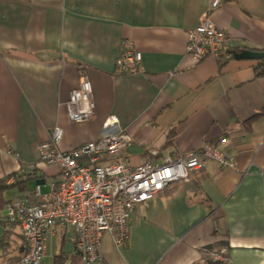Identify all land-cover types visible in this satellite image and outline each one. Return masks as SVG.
Listing matches in <instances>:
<instances>
[{
  "label": "crops",
  "instance_id": "0c3cea01",
  "mask_svg": "<svg viewBox=\"0 0 264 264\" xmlns=\"http://www.w3.org/2000/svg\"><path fill=\"white\" fill-rule=\"evenodd\" d=\"M218 1L0 0V264L24 249L9 205L35 200L37 185L48 190L59 178L56 165L39 160L38 144L55 126L63 151L95 140L110 115L131 136L116 161L158 162L214 143L236 168L206 160L136 208L124 247L103 236L107 264H209V253L220 250L227 264H264V114L255 115L264 108V74L258 60L233 55L264 49V0ZM204 14L230 42L195 62L187 32ZM124 38L142 59L140 69L120 74ZM82 73L92 83L95 112L77 123L65 102ZM70 234L60 227L48 237L41 264L63 253L62 264H81Z\"/></svg>",
  "mask_w": 264,
  "mask_h": 264
},
{
  "label": "built area",
  "instance_id": "2783aa9c",
  "mask_svg": "<svg viewBox=\"0 0 264 264\" xmlns=\"http://www.w3.org/2000/svg\"><path fill=\"white\" fill-rule=\"evenodd\" d=\"M218 3L211 0V7ZM229 42L227 31L204 14L187 32L186 52L199 62L218 56L219 49ZM120 54L116 60L119 73L140 69L142 55L131 39L122 40ZM92 98V83L82 75L65 102L68 118L77 123L91 119L95 112ZM61 137L62 129L55 126L49 139L37 146L39 160L59 168L58 180L46 192L37 185L33 191L35 200L24 196L9 205L11 220L18 222L25 243L15 264H41L46 257L48 237L60 227L71 232V254L78 256L81 264H107L102 251L103 236L109 234L115 246L124 247L136 208L146 206L177 182L188 180L206 160L216 162L220 168H236L233 157L225 155L214 143H205L180 157L166 153L158 162L116 161L131 136L119 126L115 115L105 118L95 140L63 151L59 147ZM212 258L226 260L222 251L213 253ZM65 264H71V260Z\"/></svg>",
  "mask_w": 264,
  "mask_h": 264
},
{
  "label": "trees",
  "instance_id": "16d2710c",
  "mask_svg": "<svg viewBox=\"0 0 264 264\" xmlns=\"http://www.w3.org/2000/svg\"><path fill=\"white\" fill-rule=\"evenodd\" d=\"M258 66L256 67L257 68V70L260 72V71H262V67L264 66V58L263 59H261V60H258ZM263 73L262 74H264V71H262ZM261 74V73H260ZM261 114H264V108L262 109V110H260L259 112H257L255 115L256 116H258V115H261ZM3 187H5L4 186V181L3 180H0V192H1V190L3 189ZM1 194V193H0ZM3 204V202H2V198H1V196H0V206ZM11 223H12V225H15V226H17L18 228H19V236L21 237V239L23 240V243L22 244H24L23 246H25V243H24V239H23V236H22V233H21V230H20V226H19V224H18V222L16 221V220H11ZM216 252H221V250L220 251H214V252H210L209 253V256H210V260H209V264H227L226 263V261L224 260V261H222V260H216V259H213L212 258V254L213 253H216ZM22 253H23V250L22 251H19L18 253H17V256H15V261L13 262V263H10V264H15L19 259H20V257H21V255H22ZM223 254V253H222ZM65 254L63 253V254H60V255H57L56 256V258H55V261H54V263L55 264H62V262L64 261V259H66L65 257ZM72 256V255H71ZM67 257V256H66ZM74 257V258H73ZM73 259H75L76 258V260H79V262H81L80 261V258L78 257V256H76V255H73ZM70 260H72L71 258H70ZM71 264H72V261H71Z\"/></svg>",
  "mask_w": 264,
  "mask_h": 264
},
{
  "label": "water",
  "instance_id": "95a60500",
  "mask_svg": "<svg viewBox=\"0 0 264 264\" xmlns=\"http://www.w3.org/2000/svg\"><path fill=\"white\" fill-rule=\"evenodd\" d=\"M234 58L236 59H256L261 60L264 58V49H250L244 48L239 52H235ZM262 71H264V66L262 67Z\"/></svg>",
  "mask_w": 264,
  "mask_h": 264
},
{
  "label": "rangeland",
  "instance_id": "374dc122",
  "mask_svg": "<svg viewBox=\"0 0 264 264\" xmlns=\"http://www.w3.org/2000/svg\"><path fill=\"white\" fill-rule=\"evenodd\" d=\"M120 53H121V51H120ZM120 55H121V54H119V56H120ZM141 55H142V54H141ZM119 56H118V58H119ZM118 58H117V59H118ZM140 64H141V63H140ZM115 65H116V64H115ZM118 73H119V72H118ZM120 74H126V73H120ZM82 75H84V74L82 73V74L80 75V78H81ZM80 78H79V79H80ZM106 118H107V117H106ZM150 154L152 155L151 152H150ZM152 156H154V155H152ZM42 164H43L44 166H48V167H55L54 165H50V164H47V163H44V162H42ZM53 179H54V178H52L51 176H50V177H47V183L50 182V181H52ZM34 186H35L34 181H31L29 187L32 188V187H34ZM46 190H47V187H46V186H43V187H42V191H46ZM48 190H49V189H48ZM48 190H47V191H48Z\"/></svg>",
  "mask_w": 264,
  "mask_h": 264
},
{
  "label": "bare ground",
  "instance_id": "6f19581e",
  "mask_svg": "<svg viewBox=\"0 0 264 264\" xmlns=\"http://www.w3.org/2000/svg\"><path fill=\"white\" fill-rule=\"evenodd\" d=\"M214 57H216V56L214 55Z\"/></svg>",
  "mask_w": 264,
  "mask_h": 264
}]
</instances>
